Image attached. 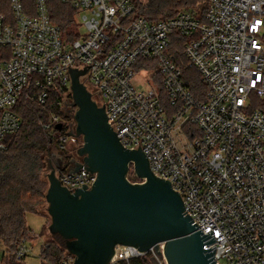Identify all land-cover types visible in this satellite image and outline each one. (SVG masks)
I'll list each match as a JSON object with an SVG mask.
<instances>
[{"label": "built area", "instance_id": "1", "mask_svg": "<svg viewBox=\"0 0 264 264\" xmlns=\"http://www.w3.org/2000/svg\"><path fill=\"white\" fill-rule=\"evenodd\" d=\"M60 1L85 29L70 42L47 0H35L34 14L21 0H0V151L20 129L15 109L26 91L44 104L58 90L71 117L67 132L56 136L58 147L82 146V138L70 136L76 128L71 71L85 70L80 81L105 107L124 148L142 150L152 173L180 194L197 230L215 235L217 242L204 249L216 247L218 264H264V0H208L203 17L181 11L159 22L137 17L134 0ZM187 66L206 95L193 92ZM140 74L148 75L145 84L136 83ZM66 101H72L68 111ZM58 124L63 130L53 116L51 125ZM57 177L71 192L97 179L84 169ZM164 249L163 243L159 254L118 245L109 264L147 256L167 264ZM27 252L22 245L17 259Z\"/></svg>", "mask_w": 264, "mask_h": 264}, {"label": "water", "instance_id": "2", "mask_svg": "<svg viewBox=\"0 0 264 264\" xmlns=\"http://www.w3.org/2000/svg\"><path fill=\"white\" fill-rule=\"evenodd\" d=\"M85 70H72V100L75 132L83 145L68 160L63 171L82 169L95 174L91 188L74 192L61 185L55 168L48 175L47 213L49 232L74 264H109L118 245L159 252L165 244L167 264H218L212 231L203 234L184 214V204L170 182L156 177L142 150L121 144L108 123L105 107L94 100L80 77ZM61 131L62 124L56 126ZM133 167L135 178L130 180Z\"/></svg>", "mask_w": 264, "mask_h": 264}, {"label": "trees", "instance_id": "3", "mask_svg": "<svg viewBox=\"0 0 264 264\" xmlns=\"http://www.w3.org/2000/svg\"><path fill=\"white\" fill-rule=\"evenodd\" d=\"M21 1L34 14L35 0ZM47 3L50 16L62 30L65 40L77 39L76 11L60 0H47ZM134 4L135 15L150 22L172 18L181 11L195 12L203 17L208 9V0H134ZM181 63L184 67L188 65L182 57ZM187 69L193 92L198 97L206 95L208 89L200 82L196 70L188 66ZM61 100L58 90H52L44 104L28 97L27 91L22 94L15 109L20 118V129L8 137L7 148L0 151V244L4 264H21L24 259L19 261L16 257L19 248L24 244L28 248L37 239L27 225V215L42 214L39 209L46 204L48 190L44 176L46 159L51 155L56 136L64 135L67 122L71 121L70 114L62 109ZM53 116H59L64 124L60 132L51 125ZM47 125H51L50 129L46 128ZM72 158L68 157L69 160ZM67 255L53 237L46 240L40 251L42 264H62ZM132 264L152 263L147 256L134 260Z\"/></svg>", "mask_w": 264, "mask_h": 264}, {"label": "rangeland", "instance_id": "4", "mask_svg": "<svg viewBox=\"0 0 264 264\" xmlns=\"http://www.w3.org/2000/svg\"><path fill=\"white\" fill-rule=\"evenodd\" d=\"M76 30L81 35L85 34V29L82 27L80 28L77 27ZM147 80H148V75L140 74L138 75V80L136 81V83L139 84L140 82H142L143 84H145ZM141 87L144 88V85H141ZM66 105H67L66 110L68 111L71 103H69V101H66ZM81 144L82 143L70 144L67 147V151H64L58 147L57 140H55L51 148V155L48 156V158L46 159V168H45L44 176L47 182H48V175L51 173L52 168H55L57 172L63 170L62 167L69 160L68 157L70 156L75 157L76 151L81 146ZM129 178L131 181L138 182V180L135 179L132 170H130L129 172ZM47 208H48V204L46 203L39 209L42 214L29 213L27 215V225L37 235V239L31 245H28L27 256L24 258L21 264H42V261L40 259L41 248L46 242V240L52 237L49 232L51 219L47 213ZM221 264H226V261H222Z\"/></svg>", "mask_w": 264, "mask_h": 264}]
</instances>
